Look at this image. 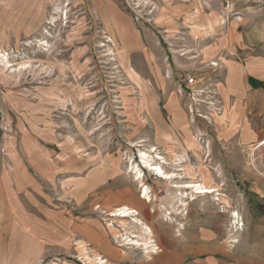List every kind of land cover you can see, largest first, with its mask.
I'll use <instances>...</instances> for the list:
<instances>
[{
  "label": "rangeland",
  "instance_id": "obj_1",
  "mask_svg": "<svg viewBox=\"0 0 264 264\" xmlns=\"http://www.w3.org/2000/svg\"><path fill=\"white\" fill-rule=\"evenodd\" d=\"M10 1L14 7L7 17L12 12L28 17L15 28V20L6 18L0 50L15 67L27 68L0 69V119L5 114L12 121L16 146L1 152L0 143V264H25L10 259L18 234L3 189L7 169L8 181L17 175L22 183L30 179L18 192L26 216L39 226L35 246L46 247L26 264H94L97 255L107 264H264V144L259 146L264 80L250 79L259 92L240 123L259 133H247L245 141L239 134L221 138L216 121L233 116L218 88L228 68L204 59L207 44L221 40L245 46L221 52L227 60L246 66L250 57H264V0H44L45 18L37 29L32 23L37 10ZM58 5L64 11L55 15ZM46 28L49 34L43 33ZM128 35L132 42L125 46ZM43 39L48 51L39 45ZM186 73L195 76L192 89L184 82ZM172 93L182 107L171 99L169 112ZM24 137L38 169L20 147ZM142 151L162 157L155 162L176 178L171 182L145 167ZM19 156L31 178L18 173ZM139 164L140 179L134 167ZM183 182L216 191L171 187ZM145 187L150 203L140 198ZM124 205L139 210L157 254L122 245L130 242L126 233L140 228L119 227L124 236L118 238L108 226L113 220L108 214ZM50 218L54 227L45 231L41 225ZM54 219L86 224L107 247L97 248L76 230L68 236V225ZM50 231L60 237L54 239Z\"/></svg>",
  "mask_w": 264,
  "mask_h": 264
},
{
  "label": "crops",
  "instance_id": "obj_2",
  "mask_svg": "<svg viewBox=\"0 0 264 264\" xmlns=\"http://www.w3.org/2000/svg\"><path fill=\"white\" fill-rule=\"evenodd\" d=\"M6 1H9V2L6 3ZM3 2L4 4L5 3L6 4L5 5L2 4ZM13 3L14 2H11L10 0H2V2L0 1V37H3V38L5 37L4 36L5 34L3 33H5L6 31L1 32V30L3 29V26L5 25L6 18L15 20L14 23H11L12 25L11 28L13 27L15 28L18 25H20V23L18 22L19 20L21 21L26 20L28 17L27 14L16 15V13L14 12L9 13V15H11L12 17H7L8 15L7 13L10 10V7L11 5H13ZM42 3H44V0H30L29 3L24 2V0L17 1V4L22 6V8H28V7H31L32 4L34 5L35 10L31 7L30 8L31 10H29V12H33L37 10L36 11L37 16L32 20V23L34 24L35 29L39 27V23H43V20L45 18L44 13L41 11V8L43 9L45 8V5ZM37 18H38V22H35ZM216 24L217 25H215V27L219 26V23H216ZM205 26L206 24H198V27H201V28H204ZM211 27L214 30L215 28L214 25H212ZM207 30L208 29H205L204 33L209 32V30L208 31ZM124 39L126 41V42L124 41L125 46L126 45L128 46L129 45L128 43L132 42V37L129 35L126 36ZM244 47H245L244 44L242 46V44L240 45L239 43L237 45L232 46L229 43L225 42V40L212 42L211 44H207L206 49H205V58H204L206 62L213 61L216 59V61L221 63L222 67L228 68V71H226V74L223 73L221 75V81H220V85L218 86V88L221 91L220 93H221V97H222L225 107H227V109L231 111L233 116L231 117V121L230 120L221 121L220 119L216 121L217 132L221 138L235 137L239 134V137L242 138L243 141H245V138L247 136H250L251 134L255 136L259 133V130L253 129L251 125L248 127L242 128L241 126L242 124L240 125V123H243L244 125L245 123L244 116L247 115L246 110H247V107L249 106L248 102L250 100H253L254 95H256L259 92L258 89L252 88L250 84V79L256 78L261 81L264 80V75H263L264 74V57L262 56L250 57L247 60L250 62H246V66H245V63H240L238 60H235V59L227 60V58L225 59L224 57H220L219 55L221 52H225V51L233 52L235 50L238 51L237 48H244ZM149 51L151 54L155 55L153 51L151 50ZM164 80L165 79H163V82L161 81V83H165ZM255 97H257V95ZM168 99H169V102H168L169 112H170L169 107H170L171 99L175 101L177 105V109H180L182 107L181 106L182 101H180L178 94L172 93L171 95H169ZM182 124L183 123L181 122V124H178V125H182ZM247 133L250 135H248ZM13 144H15V142L13 143V141H11L9 145V150L11 147H16ZM20 147L23 148L25 152H27L29 156L28 158H30V160L32 161V158L30 157L31 154L29 153V149H30L29 141L25 139V137L22 138ZM11 152L12 151L10 150V153ZM17 160H18L17 163L20 165L17 168L18 173L24 178H31L30 173L28 172L27 166H24V167L21 166V164H25L24 158L19 156ZM31 163H33V161ZM33 165H35V167H37L38 169L37 162L33 163ZM2 173L4 174L3 179H5V184H3L4 193L8 197V205L10 207V211L13 213V219L16 222V224L14 225L15 229L17 228L15 233L18 234L17 240L13 239L12 241L13 246L10 251V259L21 261V263H25V264L35 262L39 258V255H41L43 251L46 249V247L40 246L37 248L35 246L33 235H35L34 228H36L38 225L37 224L33 225V223H31V217L26 216L25 212L27 211V208H26L27 204H24V201L22 200V198L20 197V193L18 192L21 189H26V187L30 184V179L23 180V183H22L21 179L16 180V178H18V175H17V177H15V181H11V180L8 181V177L11 175V170L9 171V169H7L3 171ZM52 220L53 218H50L48 222H46L44 225L43 224L41 225L43 228L42 227L40 228L45 229V231H48L47 229H51V227H54L53 225L54 222L51 223ZM54 220L56 221V223L63 224V225L65 222V227L66 225H68L69 227V231H67L68 236H70L71 232L76 230L79 233V235H81L84 238L88 237L89 239H91L92 242H93V239L99 238L98 231H95V229H92V231L89 230L91 227H86V224H81L79 222H73V220L72 221L67 220L64 222H59L56 219ZM37 228H39V226ZM59 229L61 230V228ZM64 231L65 230L63 229V232ZM91 233H93L94 238L91 237ZM44 234H49V233L44 232ZM50 234L53 236L54 239L57 237L58 238L60 237V235L53 234L52 231H50ZM68 236H66L65 238V240L67 241L69 239ZM60 239L63 240L64 237ZM153 243H155V241ZM186 253L187 252L185 251V254ZM183 255L181 254L180 256H183Z\"/></svg>",
  "mask_w": 264,
  "mask_h": 264
},
{
  "label": "bare ground",
  "instance_id": "obj_3",
  "mask_svg": "<svg viewBox=\"0 0 264 264\" xmlns=\"http://www.w3.org/2000/svg\"><path fill=\"white\" fill-rule=\"evenodd\" d=\"M24 2L29 3L30 0H24ZM21 4H23V3H21ZM35 5H36V3H35ZM13 7L11 5L12 9H13ZM31 7L34 9L33 4ZM57 9H58L57 10L58 12H56L55 15L59 12L61 13L64 11V9L61 10L62 8L59 5H58ZM44 16H45V14H44ZM56 20H58V19L56 18V16H54L53 17L54 23ZM46 22L49 24H52L49 21H46ZM46 29L44 30L43 33L49 34L48 28H46ZM108 41L113 42L114 40L111 37H109ZM39 45L43 46L42 49L44 51H48V48H46V47H49L48 40H46V39L40 40ZM8 55L9 54L6 53V50H0V69L3 72H5L7 69H11L10 73H13L15 71L20 72L21 69L27 68V66H25V65H21L18 68L15 67L14 64L11 63L10 57ZM111 55H113V52H111ZM130 73L137 81L143 82L140 74L137 71H135L133 69V67H130ZM144 84H146V82ZM148 87L149 86H146V85L144 86V88H147V90H148ZM263 134H264V132H263ZM263 144H264V139L261 140V142L259 143V146H261ZM175 156H178V153H176ZM140 157L142 159V163H144L143 165L145 167H148L151 170H154L155 174H158L162 178L167 179L171 182L173 179L176 178L175 172L167 173L164 170V167H163L161 162H155V159H157V158L161 159L162 157H160L158 155L153 157V156H150V154L148 152H143V151H142V154ZM163 163H165V161H163ZM134 167L137 170V176L139 175V179L142 178L144 174H143V170L140 167V164L135 165ZM142 181L143 180H140V182H142ZM171 187H176L179 189L194 188L198 191V193H203V194H209V193L216 191L214 188H211V187H208V186H205L202 184L195 185L192 182L174 183L171 185ZM148 192H149V188L145 187L144 193L140 198H146V200H147L146 202L150 203V202H152V198L150 197V194ZM108 215L113 218L112 223L108 224V226H110L113 230L120 233V234H117L118 238L124 236V234L121 233V230H119V227H122L121 229L124 230L125 226L127 224L130 226L132 225L133 228H140V230H141L140 232H138V231L137 232H131L130 235H128V233H126L127 237L124 238V240H128L129 238H131V239H129L130 242H127V243L122 244V245H130V246L132 245V247L136 246V248L137 247L138 248L143 247L146 250L145 252H148L151 250V252L157 253L158 246L156 243H153L154 240H153L152 230L149 226H147L146 224H144V222H142L141 218L138 217L139 216V210L138 209L124 205V206L119 207L118 209L111 211V213H109ZM234 216L237 218L239 216V214L236 213ZM115 222H118V223L120 222V224H118V226H117V225H115ZM91 237H93V233H91ZM141 237H144L145 239H142ZM93 242L96 244L97 248L100 247V249H103V248L107 247L106 245H104L103 241L100 238L93 239ZM127 248H130V247H127ZM96 259L98 261L94 264H107L108 263V260H105L104 257H102L100 255H97Z\"/></svg>",
  "mask_w": 264,
  "mask_h": 264
},
{
  "label": "built area",
  "instance_id": "obj_4",
  "mask_svg": "<svg viewBox=\"0 0 264 264\" xmlns=\"http://www.w3.org/2000/svg\"><path fill=\"white\" fill-rule=\"evenodd\" d=\"M184 82L189 89L195 85V76L192 73H186L184 76ZM12 121L5 114H2L0 119V143L1 152H7L11 143Z\"/></svg>",
  "mask_w": 264,
  "mask_h": 264
}]
</instances>
